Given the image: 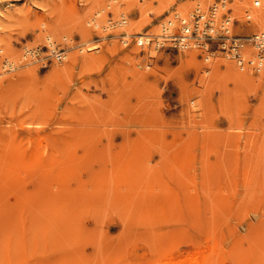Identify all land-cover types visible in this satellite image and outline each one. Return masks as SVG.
Wrapping results in <instances>:
<instances>
[{
  "label": "rangeland",
  "instance_id": "1",
  "mask_svg": "<svg viewBox=\"0 0 264 264\" xmlns=\"http://www.w3.org/2000/svg\"><path fill=\"white\" fill-rule=\"evenodd\" d=\"M119 1L0 0V264H264L260 5Z\"/></svg>",
  "mask_w": 264,
  "mask_h": 264
},
{
  "label": "built area",
  "instance_id": "2",
  "mask_svg": "<svg viewBox=\"0 0 264 264\" xmlns=\"http://www.w3.org/2000/svg\"><path fill=\"white\" fill-rule=\"evenodd\" d=\"M262 0H254V3L256 5H260ZM230 20L226 19L223 23V29L225 32H229L231 30L230 25H229ZM181 23H182V31L179 35H175L176 40L179 45L182 47H188L191 43V39L195 36V32L197 30L199 31H213L215 30V20L209 19L206 22L205 27L200 28L199 26V21H196V24H193V22L189 21L187 18L182 17L181 18ZM170 25L173 24L172 20H170ZM170 36V35H169ZM255 42L256 45L259 47L261 51L264 52V32H261L255 36ZM262 57V56H261ZM260 63L263 64V60H260Z\"/></svg>",
  "mask_w": 264,
  "mask_h": 264
},
{
  "label": "bare ground",
  "instance_id": "3",
  "mask_svg": "<svg viewBox=\"0 0 264 264\" xmlns=\"http://www.w3.org/2000/svg\"><path fill=\"white\" fill-rule=\"evenodd\" d=\"M116 2V3H115ZM123 3L124 2H121V1H119V0H110V3L108 4L109 5V7L111 6V7H113V6H115L116 7V11H118V13H122V14H124V12L126 13V11L129 9L128 8V6H125V7H123ZM135 2H134V0H132L131 2H129L128 4H129V7H132V5L134 4ZM201 5V4H200ZM223 5H225V3L223 4ZM226 6V5H225ZM199 7V6H198ZM222 7V6H221ZM146 8H148V7H146ZM219 12V11H218ZM217 12V13H218ZM191 13V12H190ZM250 15V17H251V19H252V24H253V26H257V27H261V26H264V1H263V3H261L260 4V6L259 7H253L252 9H251V12L249 13ZM175 15H177V14H175ZM180 15V14H179ZM182 16V15H181ZM171 19L174 21L175 20V18H174V15H172V17H171ZM124 22V20L122 19V20H119L118 21V24H122ZM163 24H165V22H163ZM201 25V24H200ZM166 26V25H165ZM57 29V28H56ZM124 29H126L127 31H129V32H131V30L129 29V28H127V27H124ZM61 30V29H60ZM162 31H164V32H167V34H173V32H174V28H171V27H169V28H167V26L166 27H162ZM62 34V33H61ZM161 34V36L163 35V33H159V35ZM143 35V34H142ZM148 35V34H147ZM61 36H63V35H61ZM125 36H126V34H125ZM147 37V36H146ZM170 37V36H169ZM49 38H50V36H49ZM160 38V37H159ZM163 43V42H162ZM191 44V43H190ZM196 44V43H195ZM160 51V50H159ZM155 52V51H154ZM249 52H251L252 53V49H249ZM156 53V52H155ZM151 54H153V53H151ZM250 54V53H249ZM182 56V55H181ZM73 60H76V58H74ZM8 61H9V63H10V65L11 66H14V63H13V61L12 60H10V59H8ZM215 65V64H214ZM17 66V65H16ZM56 69V68H55ZM221 70H222V68H221ZM245 77V76H244ZM258 79V78H257ZM252 85V84H251ZM160 125V124H159ZM163 129V128H162ZM185 134V133H184ZM65 159V158H64ZM122 164V163H121ZM53 166V165H52ZM58 171V170H57ZM61 172H62V170H60ZM59 171V172H60ZM65 171V170H64ZM106 172H108V171H106ZM113 176V175H112ZM29 182V181H28ZM86 183V182H85ZM22 184V183H21ZM110 184H112V183H110ZM80 186H82V185H80ZM77 187V186H76ZM110 186H108V188H109ZM144 187V186H143ZM151 188V187H150ZM108 191V190H107ZM121 193V192H120ZM143 193V192H142ZM148 193V192H147ZM100 196H102V195H100ZM20 199V198H19ZM22 200V199H21ZM23 201V200H22ZM90 201V200H89ZM116 202V201H115ZM15 203H16V201H15ZM18 203V202H17ZM113 203V202H112ZM167 209V208H166ZM165 209V210H166ZM27 215V214H26ZM161 216V215H160ZM161 218H162V216H161ZM217 220H219V219H217ZM56 225L58 226V224L56 223ZM235 225V224H234ZM242 225H243V223H242ZM155 227V226H154ZM32 228V227H31ZM76 228V227H75ZM51 231V230H50ZM51 234H52V232H51ZM32 237V236H31ZM45 237H46V235H45ZM71 238V237H70ZM75 239V238H74ZM79 239V238H78ZM230 239V238H229ZM231 240V239H230ZM244 243V242H243ZM245 244V243H244ZM12 247H14V246H12ZM16 249V248H15ZM136 250H137V248H136ZM140 251V250H139ZM138 252V251H137ZM140 253H141V251H140ZM196 256V255H195ZM26 260H27V258H26ZM193 260V259H192ZM108 261V260H107ZM168 261V260H167ZM91 262V261H90ZM174 262V261H173ZM27 263V262H26ZM25 263V264H26ZM108 263V262H107Z\"/></svg>",
  "mask_w": 264,
  "mask_h": 264
}]
</instances>
